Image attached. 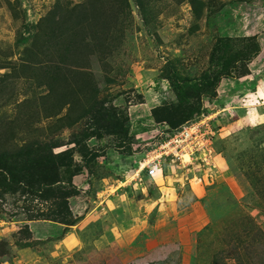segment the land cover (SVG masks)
<instances>
[{
  "label": "rangeland",
  "instance_id": "rangeland-1",
  "mask_svg": "<svg viewBox=\"0 0 264 264\" xmlns=\"http://www.w3.org/2000/svg\"><path fill=\"white\" fill-rule=\"evenodd\" d=\"M254 34L248 73L222 78L194 117L210 119L209 164L181 150L190 140L165 145L177 130L164 118L197 105L181 79L202 75L217 37ZM103 108L128 116L129 150L89 135ZM77 140L99 149L90 168ZM28 145L71 148L79 192L56 214L55 196L0 191V264L126 262L141 240L162 255L176 244L177 264H264V0H0V152ZM104 188L114 199L95 208ZM108 221L112 247L95 248Z\"/></svg>",
  "mask_w": 264,
  "mask_h": 264
},
{
  "label": "trees",
  "instance_id": "trees-1",
  "mask_svg": "<svg viewBox=\"0 0 264 264\" xmlns=\"http://www.w3.org/2000/svg\"><path fill=\"white\" fill-rule=\"evenodd\" d=\"M260 50V42L255 34L217 37L209 54V65L202 75L199 78L183 77L180 81L179 88H184L191 97L195 96L197 105L185 106L184 113L180 116L165 117L168 127L176 131L184 123L199 116L202 99L216 97L217 86L222 78L247 74V65ZM177 88L174 86V92L179 100H183V92ZM151 113L158 122L162 120L155 115V108ZM93 119L96 126L89 135L99 140L104 134L112 136L116 147L126 144L129 131L126 124L127 115L116 108L111 110L103 108ZM75 144H78L77 152L81 157L82 166L90 168V164L100 155L98 147L95 145L88 147L80 140L75 141ZM126 147L130 149L129 144H126ZM70 149L44 154L38 147L28 145L14 151L0 152V191L55 196L60 200L54 212L60 214L63 210H67L68 197L79 192L72 180L75 166L79 164L74 162ZM62 223L68 226L74 224V221H62Z\"/></svg>",
  "mask_w": 264,
  "mask_h": 264
},
{
  "label": "crops",
  "instance_id": "crops-1",
  "mask_svg": "<svg viewBox=\"0 0 264 264\" xmlns=\"http://www.w3.org/2000/svg\"><path fill=\"white\" fill-rule=\"evenodd\" d=\"M137 116H139V115H137ZM167 167L169 170H172V169H170L171 166H167ZM137 170H139V169H137ZM174 174L177 175L176 172ZM167 177H169V176H167ZM185 179H190V178L188 176H186V173L183 171H181L180 175H178L176 177V180H178L181 183H183V180H185ZM95 193H96V197H95L96 199L100 195L106 194V197L101 198L100 200L94 199V202H96L95 208H99V207L100 208L103 207L104 209L108 208L109 204L112 203L114 196H115V194L113 196H109L108 193H105V188L103 190L100 189ZM138 200L141 202V206L143 205L142 202H144L145 205L147 204L145 201H143L144 199H138ZM134 201H135V203H137V199ZM141 206H140V209H142ZM111 224L112 223L110 221L104 222L102 232L99 234V236L98 235L95 236L90 241L95 248H99V247L101 248L102 247L103 249L107 250L110 247H112V245H111L112 243H110V241H112V240L104 239L105 234L106 235H112V232L110 231ZM71 225H69V226H71ZM111 228H112V226H111ZM105 240H107V241H105ZM58 241H60V240H58ZM136 244H139L140 248L142 249L141 255L139 256V258L132 257V259H129L131 261L134 259L132 262L129 260L126 262L121 261V260L118 261L106 253V258H105V261L103 264H130V263H133L134 261L136 262V264H177L178 251H177L176 244H174L173 247L169 246L166 249H164L165 251H164L163 255H162L161 247L159 246V243L156 241L141 240L140 242H137Z\"/></svg>",
  "mask_w": 264,
  "mask_h": 264
},
{
  "label": "built area",
  "instance_id": "built-area-1",
  "mask_svg": "<svg viewBox=\"0 0 264 264\" xmlns=\"http://www.w3.org/2000/svg\"><path fill=\"white\" fill-rule=\"evenodd\" d=\"M209 117L203 116L198 119H194L192 122L184 123L171 137L170 140L165 141L164 144H169L171 142H184L190 140L189 143L181 146V150L185 149L184 152H190L196 154L195 160H199L204 165L209 164V160L212 158V148H211V136L214 134L210 127ZM194 139V143H191ZM195 150V151H194ZM199 150V152H197ZM182 154H177L173 152V156H178L182 161ZM159 162L151 163L147 165V173L153 175L158 171ZM200 179V178H199Z\"/></svg>",
  "mask_w": 264,
  "mask_h": 264
},
{
  "label": "bare ground",
  "instance_id": "bare-ground-1",
  "mask_svg": "<svg viewBox=\"0 0 264 264\" xmlns=\"http://www.w3.org/2000/svg\"><path fill=\"white\" fill-rule=\"evenodd\" d=\"M146 164V163H145Z\"/></svg>",
  "mask_w": 264,
  "mask_h": 264
},
{
  "label": "clouds",
  "instance_id": "clouds-1",
  "mask_svg": "<svg viewBox=\"0 0 264 264\" xmlns=\"http://www.w3.org/2000/svg\"><path fill=\"white\" fill-rule=\"evenodd\" d=\"M188 123V122H187Z\"/></svg>",
  "mask_w": 264,
  "mask_h": 264
}]
</instances>
